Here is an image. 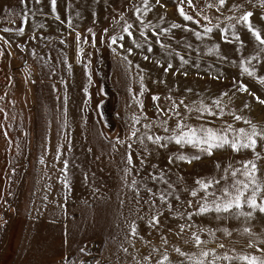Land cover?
<instances>
[{
	"label": "rangeland",
	"instance_id": "obj_1",
	"mask_svg": "<svg viewBox=\"0 0 264 264\" xmlns=\"http://www.w3.org/2000/svg\"><path fill=\"white\" fill-rule=\"evenodd\" d=\"M161 3L165 7L149 0L150 10L141 13L144 22L152 26L145 28L146 35H142L140 22L129 7L139 6L142 0H57L60 20L51 14L49 0L40 3L27 0L26 5H21L20 0H0V36L9 41L5 44L0 39V48L4 50L0 55V264H62L65 257L67 264H97V261L144 264L143 258L148 256L154 264L165 250L171 264H193L174 248L179 246L184 253L198 256L201 248L191 242V231H198L201 226L206 229L198 232L205 241L202 247L216 249L221 256L218 264H245L240 260H224L225 252L232 256L241 252L261 254L264 213L255 210L251 216H237L220 215L213 210L204 214L194 212L190 219L187 212L192 209L185 207L188 200L195 204L203 196L202 190L195 198L190 195L197 177H215L223 186V168L230 164L239 167L237 161L252 157L250 149L236 153L228 147L218 148L209 156L192 145L180 146L168 141L167 147L157 148L149 142V151L144 154L147 162L142 168V150L138 152L136 145L132 150L139 174L135 170L128 174L123 171L131 115L139 114L140 109L137 97L143 101V110L152 120L154 132L164 133L159 127L161 117L155 104L167 107L169 93L173 99L183 97L190 107L193 102L198 105L200 100L212 104L213 98L219 97L224 116L193 112L185 118L194 126L219 128L223 120L235 127H246L244 121L232 119L231 113L235 112L264 129V103L251 95L255 92L264 100V84L257 79L264 76V49L236 19L243 10H251L253 23L264 34L261 18L264 8L258 0H226L220 11L210 6L216 0H193L192 5L183 0L185 11L199 20V24L180 16L177 11L180 0H161ZM233 3L243 8L233 11ZM21 13L27 16L26 23ZM120 13H124L123 17ZM205 16L209 19L205 20ZM125 21L134 24L132 31L140 47L125 35L124 48L119 47L118 40L112 45L116 49L113 51L101 37L121 32ZM173 23H187L200 32L206 24L219 23L220 28H225L231 23L244 43L241 47L232 36V29L227 31L226 42L220 28H212L208 35L197 38L183 27H171ZM21 26L22 33L3 31ZM152 28L159 34L162 45L156 42ZM88 29L95 32V46ZM104 29L109 31L105 33ZM78 32L87 37V42L83 39L79 42L82 52L77 51ZM147 43L152 44L151 52ZM217 44L218 50L214 48ZM128 47L133 48L131 54L126 52ZM248 56L253 59L246 60V65L256 69L252 76L241 74L240 60ZM156 60L161 63L157 64ZM168 63L172 67L165 72ZM141 76L145 86L143 95ZM236 81L247 84L248 91H240L238 85L233 87ZM221 92L227 95L220 96ZM153 93H159V101L152 100ZM180 110L187 111L183 106ZM163 118L170 126L176 123L173 116ZM145 122L141 117L137 124L142 131ZM58 144L61 145L59 159ZM257 151L264 152V143L258 145ZM178 152L200 159L191 163L167 159ZM65 160L69 162L66 173ZM217 162L221 164L219 169L215 167ZM258 164L257 175L264 180V159ZM159 173H163V179H159ZM154 174L158 178L149 179ZM61 177L67 179L68 187ZM133 179L137 181L138 193L130 187ZM149 187L153 193H165L172 204L168 208L158 194L153 196L157 208L164 205L160 208L158 229L147 222L152 214L150 205L144 203L150 195L146 191ZM243 211L252 210L244 205ZM177 212L179 215H174ZM133 221L138 236H132L129 230ZM185 223L192 226L191 230L185 228L181 232L179 225ZM244 228L251 231L245 232ZM207 229H212L215 235H209ZM250 239H255L258 247H248ZM220 244L225 247L219 248ZM80 248L85 251H79ZM233 248L236 253L232 252ZM207 259L211 261L212 256Z\"/></svg>",
	"mask_w": 264,
	"mask_h": 264
},
{
	"label": "snow or ice",
	"instance_id": "obj_2",
	"mask_svg": "<svg viewBox=\"0 0 264 264\" xmlns=\"http://www.w3.org/2000/svg\"><path fill=\"white\" fill-rule=\"evenodd\" d=\"M21 5H26L27 0H20ZM36 3H40V0H35ZM50 6H51V14L54 16L56 20H60V15L57 12V0H49ZM187 3L189 5L193 4V0H187ZM156 4L160 5L161 7H165L161 3V0H156ZM258 4L261 8H264V0H258ZM211 7H214L217 9V11H220V9L224 8L226 6V0H216L215 4H211ZM133 15L136 17V19L140 22V31L142 35H146L144 33L145 28L152 27L150 22L146 23L144 22L143 16L141 13H147L150 10L149 0H142V4L139 6L132 7ZM243 5L233 3L231 6V9L235 11L236 9H242ZM9 11H14L13 9H9ZM27 8L24 9V12H27ZM177 11L179 12L180 16L183 17L185 21H195L196 24H199L200 21L195 19V17L188 12L185 11L183 7V0H180V3L177 4ZM95 15V13H93ZM120 15L123 17L124 13H120ZM22 20L24 23L27 22V16L23 15L21 13ZM253 12L251 10H243L240 14L237 15L236 19L237 22L248 30V32L251 34V36L254 38V40L258 43V45L264 49V34H262V31L253 23L252 21ZM261 18L264 19V12L261 13ZM205 20H208L209 17L205 16ZM219 19V18H217ZM225 19H228L231 21L232 17H225ZM69 20V27H71V17H68ZM161 21H163V17H161ZM134 27V24L128 21H125V23L122 26V31L118 33H114L110 37H101L102 40H104L106 43H108V46L112 48L113 51H116L115 48L112 47V45L116 44L117 41H120L119 47L121 49L124 48L123 39L125 35L128 38L132 39L133 44H136L134 33L132 31ZM171 27L180 28L183 27L184 29L192 32L193 35H195L197 38L208 35L212 28H220L219 23L213 24V25H203L204 31H196L192 28H190L189 24L185 23L183 25L173 23ZM228 29H232V36L235 37L238 41L240 46H243L244 41L241 39V34L235 31V26L231 23H229L225 28H220L221 37L224 41L228 42L229 37L227 35ZM3 31H16V32H23L24 27L21 26L17 29H10L5 28ZM88 31L92 34V40L91 43L93 46L96 44V37L95 32L92 31V29H88ZM109 30L104 29V32L107 33ZM153 33L156 34V42L160 43L162 45V41L160 40V36L158 33H156V29L152 28ZM164 32H170V29H162ZM35 38V37H33ZM0 39L4 40L5 44H8L9 41L3 37L0 36ZM84 40V42H87V37H82L81 34L78 32L76 35L77 40V51L82 52L83 49L80 47V41ZM17 47H21L20 45H17ZM136 47H140L139 44H136ZM191 47V46H189ZM214 48L217 50L219 49V45H214ZM147 50L148 52L152 51V44L147 43ZM212 49H209L211 51ZM237 51H240V48L236 49ZM3 48H0V55L3 54ZM126 52L131 54L133 52L132 47H128L126 49ZM123 55V53H122ZM143 55V53H141ZM144 59H147V56L143 57ZM124 59L127 61V56H124ZM183 57L181 56V60L183 61ZM224 59H227V57H224ZM252 56H248L244 59L240 60V67L243 69L242 73L246 72L249 76L255 75L256 69L255 68H249L246 65V60H252ZM130 64L131 61H128ZM157 64H160V60H156ZM70 67V66H69ZM139 68V65L136 66ZM172 67L171 63H168V66L164 69L165 72H167ZM187 75V73H185ZM217 79L219 76L216 77ZM235 79V78H234ZM257 79L261 84H264V76H258ZM239 87L240 91H248V85L243 83V81H236L233 84V87ZM85 93H87V88H85ZM103 91V89H101ZM129 91H132L131 87L129 88ZM145 91V86L143 84V77L141 76V82H140V93L143 95ZM187 92H191V89H186ZM220 96H226V92H221L219 94ZM252 96L256 97L258 101L261 103H264V100H261L260 96H258L255 92L251 93ZM65 97V101H66ZM168 99V106L163 107L159 103L155 104L156 112L160 115L161 119L159 120V127L164 129V133H160L158 130L156 132L152 131L154 124L152 120H149L147 118V113L143 110V101L136 98V103L140 105L139 114L133 113L131 115V121H130V130L127 135V140L130 141L127 144L128 151L125 153L124 159L126 161L124 173L128 174L131 173L133 170L139 174V169L135 168L134 158H133V147L134 145L137 146V151L140 152L142 150V153L140 154V162H141V168L146 164L145 155L149 151L148 144L149 142L152 145H155L157 148H165L167 147L168 141H174L177 145L183 146L185 144L192 145L193 147L199 149L201 152H206L209 156L213 155V152L215 149L218 148H230L233 152L239 153L242 150L250 149L252 151V157L250 159H243L241 161H237L239 164V167H233L231 164L227 167L223 168L224 177L223 180V186L221 185V181H218L215 177H197L195 184V187H192L190 190V195L192 197H197V193L199 191H203V196H200L197 203H193V200H188L185 207L191 208V211L187 212V216L191 219L193 216V213H209L213 210L215 213H218L220 215L224 214H232L235 215H244V216H251L253 211L259 210L261 213H264V180H261L260 177L257 175V173L260 171V165L258 164L259 161L264 159V152L257 151V147L259 144L264 143V129L259 128L256 124L252 123L251 120H249L246 116L237 114L235 112L231 113L232 119L234 121H244L246 127H235L233 124H227L223 120L221 121L222 127L216 128L212 126L205 125L204 127H198L194 126L191 123L187 121L185 118L187 115L191 113H195L196 115H199L201 113L207 114V115H215V116H224V106L222 101L219 99V97L213 98L212 104H206L203 100L199 101V104L197 105L196 102L192 103V106L190 107L188 103L185 102L184 98L181 97L178 100L173 99L171 94L169 93ZM152 100L154 102L160 100L159 93H153L152 94ZM87 103V101H86ZM100 104H103V101L100 102ZM100 105H98L99 107ZM181 106H183V109L187 110L186 112H182ZM245 107L248 105L245 104ZM2 111V109H0ZM66 111V108H65ZM164 116H173L176 118V123L174 126L169 125V121ZM141 117L144 118L146 121L143 123L142 128L143 131L137 127V124L141 122ZM7 135V133H5ZM118 139V138H116ZM120 143H124V141H119ZM69 147H71V144L69 142ZM115 147V145H114ZM60 148L61 145H57V159L60 157ZM167 159L171 162L175 161H181V162H189L191 163L192 160H198L200 159L199 156H192L187 154L186 152H178L173 155H169ZM41 160L43 161V157H41ZM68 161H64V169L63 171L67 172V165ZM156 165H152V168H155ZM216 168H221V164L217 162L215 164ZM63 179V182L66 187H68V181L64 177H61ZM158 177L157 175H150L149 179L156 180ZM164 175L163 173H159V179H163ZM137 181L135 179L132 180V183L130 187H133L136 189L137 193L139 192V188L136 187ZM216 187H213V186ZM146 191L150 194L149 198L144 201L145 204L150 205L152 208V214L148 217L147 222L153 229H158L160 226V208H163L164 205H160L159 208L156 207V200L153 198L154 195L158 194L159 199L161 201H164L167 203L168 208L172 207V204L168 202V196L163 193H153L152 188H146ZM47 199V197H45ZM177 199L179 200V196H177ZM247 205L249 209L252 211L244 212L243 206ZM174 215H179V213H174ZM219 218V217H218ZM191 225L188 223L179 225V228L181 232L185 228H189L191 230ZM129 230L132 234V236H138L139 233L137 231L136 223L133 221L130 226ZM206 229L201 226L198 231H191V242L196 245L197 247L201 248V251L199 252V255L196 256L195 254H189L184 253L179 246H176L174 248V251L179 253L183 256H188L190 260H192L193 264H218V261H220L221 256L217 254L216 249L213 248H205L202 247V245L205 243V241L202 240L201 236L198 234V232H203ZM209 235H215V232L212 229H207ZM225 234H228V230L224 229ZM243 231L250 232L251 230L249 228H244ZM143 237H141L142 239ZM131 239V237H129ZM165 243L167 241H164ZM185 243H189V241H185ZM248 247H258L256 244L255 239H250L248 241ZM219 248H224V244L218 245ZM79 251L83 252L85 251L84 248H80ZM124 251H128V249H124ZM233 253H236V249H232ZM260 255H257L255 253H236V255L232 256L229 255L227 252L223 253V259L224 260H240L242 262H245V264H264V248L260 249ZM209 255L212 256L211 261H209L207 258ZM144 264H153L152 258L150 256L144 257ZM62 264H67V257H65V260L62 261ZM97 264H99V261H97ZM154 264H171L169 261V255L167 250H165V253L160 256L159 260H156Z\"/></svg>",
	"mask_w": 264,
	"mask_h": 264
}]
</instances>
